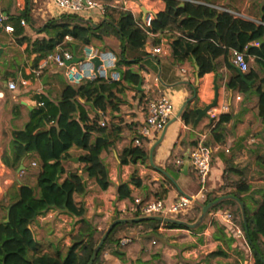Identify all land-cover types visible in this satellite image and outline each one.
Here are the masks:
<instances>
[{"label": "trees", "instance_id": "obj_1", "mask_svg": "<svg viewBox=\"0 0 264 264\" xmlns=\"http://www.w3.org/2000/svg\"><path fill=\"white\" fill-rule=\"evenodd\" d=\"M200 1L213 4L221 0ZM164 4V10L156 15L150 30L154 33L177 32L178 36L173 37L171 46L172 58L177 63L194 59L199 67V77L218 71L219 65L215 61L226 53V48L242 52L246 47V55L255 58L263 76L259 77L250 70L243 77L235 70L231 61L225 59L226 68L232 72L225 87L228 91L257 95V116L264 124V25L236 18L205 4L184 3L180 6L181 3L176 0H164ZM258 8L255 13L256 18L264 24V3ZM22 19L28 23L30 20L26 12L15 19L13 23L15 36L23 34L20 28ZM40 34L43 37L33 42L26 38L19 40L20 44L29 42V52L37 56L33 70L40 60L58 47L72 51L80 46L92 45L94 41L103 44L109 39L118 44V52L110 51L116 56V70L121 75V82L138 85L139 64L149 56L145 46L148 36L136 26L135 19L130 13L120 10H110L96 26L90 21H85L80 14H62L59 18L47 20L40 29ZM66 37L71 41L67 42ZM254 41L259 42V46H252L251 42ZM32 80L34 81V78ZM121 82L84 81L77 87L66 83L55 102L43 94L33 97L37 105L30 111L28 122L22 129L11 131L10 139L1 156V163L7 169L15 172L21 165L23 169L19 180L14 181L0 199V264H88L93 249L105 230L103 233L97 231L93 223L84 218V205L77 198H81L86 193L85 185L78 176L76 168L65 167L69 162L70 151H79L80 164L85 165L82 173L87 180H94L100 191L106 192L110 188V181L101 155L113 144L108 143L106 127L100 126V117L96 115L92 120L88 119L86 111L78 104L77 98L91 101L103 114L106 106L110 104L109 100L114 96L113 90L120 94L124 92L125 87ZM195 118L194 111L182 114V120L187 125H193ZM229 119L228 115L220 116L205 145L224 144V123ZM146 157L147 152L141 147H128L122 151L120 165L142 162ZM32 163H36L35 168H37L35 186H31L23 179L34 169ZM258 163L264 169V157L258 159ZM26 178L29 177L26 175ZM130 182L139 185L136 181ZM249 191L248 185L239 182L236 190L225 196H233L243 203L240 195ZM212 194L204 193L203 198L199 200L200 203L190 211L193 216L183 217L178 214L174 218L190 224L194 223L199 217L201 206L220 198ZM117 195L118 199L133 200L128 183L118 187ZM235 199L226 198L220 201L206 215L227 212L234 224V227L230 228L232 235H226L225 224L219 219H213L209 225L203 221L193 230L154 220L119 224L109 233L93 264H106L104 258L106 251L123 263V247L119 246L120 240L128 238L126 234L136 229L146 234L145 240L158 239L157 231L160 226L186 230L193 234L203 233L209 227L212 231V239L220 241L229 250L237 243L233 231L239 229L244 237L243 244L247 248V253L248 251L251 253L254 264H264V194L261 202H257L256 209L244 205L246 226L240 205ZM9 207H11L9 222L4 223ZM50 210L80 218L81 225L77 236L64 253L39 249L35 235L29 228L38 216ZM137 217L141 215L136 213L122 217L118 214L114 220ZM131 240L133 242V239ZM212 257L224 258L227 254L219 247L216 252L203 258L207 260ZM240 258L242 261L245 260V256L241 255Z\"/></svg>", "mask_w": 264, "mask_h": 264}, {"label": "crops", "instance_id": "obj_2", "mask_svg": "<svg viewBox=\"0 0 264 264\" xmlns=\"http://www.w3.org/2000/svg\"><path fill=\"white\" fill-rule=\"evenodd\" d=\"M102 1L113 3L115 0ZM194 1L205 4L200 0ZM240 1L221 0L219 3L205 5L217 11H220L218 8H224L231 15L236 14V18L258 24L260 20L256 18L255 13L259 5L247 4L250 11L245 14L239 6ZM137 4L140 8L136 9L135 18L140 23L144 13L150 11L157 15L165 7L164 0H141ZM25 12L30 20L29 23L24 20L25 26L20 25L23 31L21 36H15L14 32H6L4 29L6 23L0 22V96L9 97V100L3 103L5 107L12 106L8 113L12 131L22 129L28 122L30 111L37 105L33 98L35 95L43 94L55 102L67 83L63 72L54 66L48 67L41 77L36 78L32 71L37 56L29 52V42L19 43L22 38L31 42L42 38L40 29L46 21L59 18L62 13L50 0H0V16H8V24L12 27L15 19ZM105 14L91 10L81 13L80 17L96 26ZM150 32L151 36H148L145 45L149 56L139 64L138 85L121 82L125 87L124 92L120 94L113 90L114 96L109 100L110 104L106 106L103 114L91 101L77 98L88 119L92 120L98 115L100 122L104 121L108 143L113 144L101 155L102 162L108 170L110 181L108 191H100L94 180H87L82 173L86 193L77 200L82 201L84 205V218L92 222L97 231H101L102 225L106 224L108 227L116 215L131 216L129 210L135 198L160 199L170 203L184 196L196 199V204L200 203L199 200L203 197L199 193L198 179L190 167L185 170L184 164L188 150L201 136H205V142L209 140L212 121L210 117H203L194 127L184 123L182 114L195 112L196 109H202L212 103L215 86L218 87V100L213 109L220 113V116L228 115L230 118L224 123L225 139L224 144L220 145L223 148L227 147L229 152L220 150L214 154L207 192L220 196V193H223L221 191H224L225 196L236 190L237 183L243 182L250 187L249 192L240 195L243 205L256 209L257 202H261L264 194V169L258 163V159L264 157V124L257 116V95L226 89L225 85L232 75L224 64L225 59L231 60L228 53H224L215 61L219 65L217 72L206 73L197 80V64L194 59L177 63L172 58L173 37L178 36V33L175 31L154 33L151 30ZM113 43V40L106 39L103 44L94 41L92 45L110 51L107 46ZM153 47H161L162 54L153 56L151 54ZM82 49L83 46H80L70 52L74 57L81 58ZM248 61L251 70L262 77V71L255 58L249 56ZM23 81L27 82L25 86L22 85ZM9 82L15 83V90L8 89ZM162 96H168L173 102L172 117L162 132L150 139L140 140V147L147 152L144 161L120 165L122 151L128 147L134 148L133 141L138 137V130L144 122L148 103ZM223 108L226 109L223 111ZM2 153L3 150H0V162ZM69 156L65 168H76L78 172H82L85 165L80 164V152L71 150ZM223 174L227 176L223 177ZM131 180L138 182L139 185L130 182ZM124 183H128L133 200L118 199L117 189ZM80 225V218L50 210L38 216L30 229L35 235L39 249L64 253L62 248L63 244H67V237L63 236L76 237ZM224 229L227 236L232 235L225 225ZM59 231L60 236L64 238L63 244H53V238ZM40 232H43V238H40ZM211 232L210 229V235ZM157 233L159 237L155 244H152L154 247H151L149 241L145 240L146 234L138 232L133 242L123 247V263L107 253L106 264H247L249 253L243 241L237 240L229 250L211 236L213 244L204 248L203 238L186 230L160 226ZM62 238L59 239L60 243ZM219 247L224 249L227 257H212L207 260L203 258L211 255L213 251L216 252ZM241 255L245 256L244 261L241 260Z\"/></svg>", "mask_w": 264, "mask_h": 264}, {"label": "built area", "instance_id": "obj_3", "mask_svg": "<svg viewBox=\"0 0 264 264\" xmlns=\"http://www.w3.org/2000/svg\"><path fill=\"white\" fill-rule=\"evenodd\" d=\"M139 1L141 0H115L113 3H106L102 0H50V2L57 9H59L62 14H81L85 11L91 10H98L102 14H105L107 10H120L130 13L135 19L136 26L147 36H151L150 27L156 15L153 12L148 11L144 14L142 22H138L135 18V14L136 9L139 10L140 8L137 4ZM176 1L180 3L199 4L194 0ZM218 10H220V12H229L224 8H218ZM233 16L235 17L237 15L234 14ZM0 22L6 23L4 27L6 32L12 33L14 31L13 27L8 24V16H0ZM258 24L264 25L260 21ZM20 25L25 26V21L21 20ZM65 40L71 41L69 37H66ZM251 45L257 47L259 46V43L253 42ZM225 50L231 58V63L238 69L240 75L243 77L246 76L251 70L248 61L249 56L246 55V47L242 52L232 48H226ZM82 52L81 60L76 63H71L74 58L73 54L68 50L58 48L47 57L40 60L38 66L32 71V74L36 78H39L45 73V70L48 67L54 66L63 72L67 84L74 87L79 86L84 81L101 80L106 83L121 82V75L116 70V56L113 52L102 50L94 45L83 46ZM162 52L161 47H153L151 49V54L153 56L160 55ZM94 60L98 61V65L94 63ZM26 84V81L22 82L23 86ZM15 88L16 85L14 82L8 83V89L10 91L15 90ZM237 99L239 100L240 97H237ZM224 109L226 108H223V111ZM173 113L174 105L168 96H162L158 99L150 101L147 106V114L144 122L138 130V137L133 141L134 147H140V140L142 138L150 139L155 134L162 132ZM208 114L212 121V125L210 127V131H212L216 122L219 120L220 113L211 109ZM100 126L105 127L104 121L100 122ZM220 150L227 153L229 152L227 147L223 148L220 145H205V136H201L187 152L189 167L194 171L198 179V183L200 185L199 193L202 197L204 196V193L207 192V185L212 174L211 163L213 156ZM32 166L36 167V163H32ZM8 170L9 169L0 163V199L6 191L5 188H9L11 186ZM225 176L227 175L223 174V177ZM194 204H196V199L184 196H181L170 203L160 199L143 200L141 198H135L129 212L131 215L138 213L141 217L161 216L174 218L184 209ZM212 218L219 219L229 230L234 227L233 220L227 212L215 213L212 215ZM197 235L203 238L202 246L204 248H208L211 244H213L209 227L206 228L203 233ZM233 235L237 240H244L243 234L239 229H235V231H233ZM131 242L132 240L130 238H122L119 246L124 247L129 245ZM152 244H155V241H153ZM248 253L247 264H253V257L249 251Z\"/></svg>", "mask_w": 264, "mask_h": 264}, {"label": "water", "instance_id": "obj_4", "mask_svg": "<svg viewBox=\"0 0 264 264\" xmlns=\"http://www.w3.org/2000/svg\"><path fill=\"white\" fill-rule=\"evenodd\" d=\"M183 5H184V3H181L180 4V6H183ZM80 60H81V58L74 57L73 60L71 61V63H76V62H78ZM94 63L96 65H98V61L97 60H94ZM235 70L239 73V71H238L237 68H235ZM196 71H197L196 78L198 80L199 79V68L197 66H196ZM248 84H252V82H248ZM214 91H215V94H214V99H213L212 103H210L209 105L205 106L202 109H196L195 110V113H196L197 117L195 118L194 123H193V126L194 127H196V125L199 123V121L203 117L208 118L209 117L208 112L211 109H213V108L216 107L217 100H218V87L217 86H215ZM188 167H189V160H188V158H186V161H185V164H184L185 170H187ZM22 169H23V166L21 165L17 172L20 173ZM78 176L85 183V181L83 179V176H82V172L79 171L78 172ZM226 198L235 199L233 196H230V195L229 196H223V197H220L219 199H217L214 202H211V203H208L206 205L201 206V211H200V215H199L198 219L194 223H191V224L190 223H187V222H184L182 220L175 219V218H166V217H161V216H149V217L120 218V219H116V220H114V221H112L110 223V225L108 226V228L105 231L104 235L101 237V239L99 240V242L97 243V245L94 247L92 256H91L88 264H93V262L95 261V259L97 257L98 252L102 248V246H103L105 240L107 239L109 233L112 231V229L115 226H117L119 224H131V223H138V222H141V221H144V220H154V221H157V222L162 223V224H173V225L183 226L187 230H193V229H196L198 226H200L202 224V222L204 221V219H205V217L207 215V212L214 205L218 204L220 201H222V200H224ZM235 200L238 201V203L240 205V208H241V211H242L243 220H244V224L246 226V215H245V211H244V205H243V203L241 201H239L237 199H235ZM10 210H11V207H9L7 209V211H6V219L4 220V223H8L9 222ZM214 252L215 251H213L211 253H214Z\"/></svg>", "mask_w": 264, "mask_h": 264}, {"label": "rangeland", "instance_id": "obj_5", "mask_svg": "<svg viewBox=\"0 0 264 264\" xmlns=\"http://www.w3.org/2000/svg\"><path fill=\"white\" fill-rule=\"evenodd\" d=\"M220 1H216L215 3H219ZM249 3H254V4H257V5H262L264 3V0H241L240 1V7L243 9L242 11L245 13V14H248V12L250 11L249 8H247V4ZM243 6V7H242ZM95 45V44H93ZM109 47L108 49L113 51L114 53L118 52V44L116 41H114L113 44H111V46H107ZM20 88V87H19ZM5 100H9V97L6 95V96H0V150H3L5 149L6 147V144H7V140L10 138V133L12 131V129L10 128L9 126V115L8 113L10 112L12 106H4V101ZM6 132V133H5ZM1 163V162H0ZM9 171V181L11 183V185L13 184L14 181L16 180H19V177L21 176V172L18 173L17 171L13 172L11 170H8ZM37 171V168L34 167L33 170H31V172L27 173V177H29L28 179L26 178V175L23 177L24 181H28L29 184L31 186H35V173ZM85 176V175H84ZM91 181V179H90ZM7 188H5V190H7ZM223 193H220V196L224 195V191H221ZM206 193V192H205ZM210 194V193H209ZM212 195L214 196H218L217 193H213ZM195 207V204L190 206V207H187L186 209H184L180 215H183V217H187V215H192V212L190 213L191 209ZM200 215V214H199ZM213 215V214H212ZM212 215H209V216H206L205 219H204V223H206L207 225H209L211 223V221H213V218H212ZM193 216V215H192ZM107 225L106 224H103L102 225V228H101V231L102 233L104 232V230L106 231L107 230ZM143 230V229H142ZM137 232H139V229H136L135 231L129 233V234H126L128 238L130 239H134L136 237V234ZM60 231L58 232V235L55 236L53 239V244H57V245H60V244H63V241H64V238H66L65 240L67 241V244H63V252H65L67 250L68 247L71 246V244L73 243L74 241V238L76 237H73V238H70L69 235H64L62 238V236H60ZM43 232H40L39 235H40V238H43ZM61 243L59 241V239H61ZM156 239H152L148 242V244L151 246V247H154L152 245V242L155 241ZM156 242V241H155ZM107 253H109L108 251H106L104 253V258L107 257Z\"/></svg>", "mask_w": 264, "mask_h": 264}]
</instances>
